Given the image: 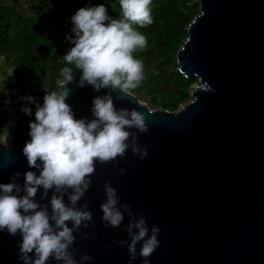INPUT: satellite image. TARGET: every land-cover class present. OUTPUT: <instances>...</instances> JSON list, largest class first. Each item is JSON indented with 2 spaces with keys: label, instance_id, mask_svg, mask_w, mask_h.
I'll use <instances>...</instances> for the list:
<instances>
[{
  "label": "water",
  "instance_id": "95a60500",
  "mask_svg": "<svg viewBox=\"0 0 264 264\" xmlns=\"http://www.w3.org/2000/svg\"><path fill=\"white\" fill-rule=\"evenodd\" d=\"M196 1L200 14L176 56L178 71L198 79L192 100L171 112L113 93L119 97L116 107L146 114L148 131L138 135L148 155L140 159L129 148L118 157V166L97 163L92 185L79 202L87 201L96 223L76 234L77 258L87 252L94 257L91 264H128L127 248L116 242L128 238L124 225L130 218L125 215L120 227H106L101 219L103 186L110 179L122 202L131 204L137 216L145 214L149 227L161 228L151 264H264V0ZM69 87L66 102L77 118H92V98L108 91ZM46 91L27 94L43 103ZM28 103L15 102V124L0 146V182L29 168L22 149L35 116L20 110ZM30 106L34 113L35 105ZM20 239L19 233L0 232V264H22Z\"/></svg>",
  "mask_w": 264,
  "mask_h": 264
},
{
  "label": "clouds",
  "instance_id": "9594fccd",
  "mask_svg": "<svg viewBox=\"0 0 264 264\" xmlns=\"http://www.w3.org/2000/svg\"><path fill=\"white\" fill-rule=\"evenodd\" d=\"M151 3L119 0L121 12L114 17L104 3L93 5L89 0L70 16L71 29L65 39L71 47L62 56L66 63L60 69L58 87L47 89L43 103L31 94L17 97L29 102L20 110L35 116L29 120L30 139L22 149L29 168L23 174L15 172L9 182H0V232L19 233L22 264H91L94 257L83 252L77 258L73 245L82 227L96 223L87 201L79 202L92 185L97 163L118 166V157H125L129 148L140 159L148 155L138 135L148 131L146 114L136 108L116 107L114 100L119 97L113 93L135 95L133 90L144 79L143 61L133 52L146 48L148 41L133 25L153 23ZM70 84L90 85L97 93L108 89L92 98V118H77L66 102L72 92ZM30 104L35 105L34 113ZM119 171L126 169L120 167ZM21 175L22 183L18 182ZM103 187L106 198L99 207L104 225L120 227L125 215L130 218L124 225L128 238L116 242L127 248L128 264H135L138 257H143L140 264H151L148 258L160 245V226L149 227L145 214L137 216L131 204L122 202L110 179Z\"/></svg>",
  "mask_w": 264,
  "mask_h": 264
},
{
  "label": "trees",
  "instance_id": "16d2710c",
  "mask_svg": "<svg viewBox=\"0 0 264 264\" xmlns=\"http://www.w3.org/2000/svg\"><path fill=\"white\" fill-rule=\"evenodd\" d=\"M89 0H0V58L11 72L3 79L6 98L0 104L15 107L17 97L39 89L55 90L62 56L71 47L65 39L70 16ZM104 3L110 15L118 17L119 0H91ZM153 23L133 25L147 37V47L133 52L144 65V79L133 90L135 97L150 109L175 112L192 100L197 78L187 79L178 71L177 53L188 37L187 28L200 14L196 0H152ZM78 71V70H77ZM5 108V107H4ZM0 146L13 127L12 112L2 115Z\"/></svg>",
  "mask_w": 264,
  "mask_h": 264
},
{
  "label": "rangeland",
  "instance_id": "374dc122",
  "mask_svg": "<svg viewBox=\"0 0 264 264\" xmlns=\"http://www.w3.org/2000/svg\"><path fill=\"white\" fill-rule=\"evenodd\" d=\"M11 72L10 66H6L3 59L0 58V98H6L8 95L4 92L2 88L3 79ZM5 107V108H4ZM4 107L0 104V108L3 111L2 115H6L7 113L13 112L11 105H4ZM3 140V139H2ZM3 145V143H2Z\"/></svg>",
  "mask_w": 264,
  "mask_h": 264
}]
</instances>
